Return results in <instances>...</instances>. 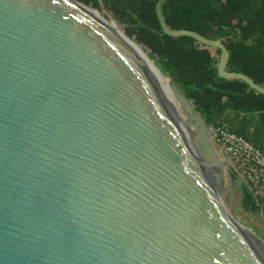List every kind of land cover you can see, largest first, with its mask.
Wrapping results in <instances>:
<instances>
[{
    "label": "water",
    "instance_id": "water-1",
    "mask_svg": "<svg viewBox=\"0 0 264 264\" xmlns=\"http://www.w3.org/2000/svg\"><path fill=\"white\" fill-rule=\"evenodd\" d=\"M165 1L164 35L217 50L219 78L264 96L220 39L168 28ZM92 13L0 0V264H264L190 103L167 79L168 102L139 47Z\"/></svg>",
    "mask_w": 264,
    "mask_h": 264
},
{
    "label": "trees",
    "instance_id": "trees-1",
    "mask_svg": "<svg viewBox=\"0 0 264 264\" xmlns=\"http://www.w3.org/2000/svg\"><path fill=\"white\" fill-rule=\"evenodd\" d=\"M74 1L98 13L106 11L128 39L147 49V58L190 103L205 127L221 121L229 132L264 151V96L243 82L219 78L217 50L212 53L189 37L164 35L154 14L156 0ZM160 10L171 30L220 39L228 52L226 69L264 87V0H166ZM227 175L239 193L241 210L260 217L264 230V204L256 203L249 187L236 181L233 173Z\"/></svg>",
    "mask_w": 264,
    "mask_h": 264
},
{
    "label": "built area",
    "instance_id": "built-area-1",
    "mask_svg": "<svg viewBox=\"0 0 264 264\" xmlns=\"http://www.w3.org/2000/svg\"><path fill=\"white\" fill-rule=\"evenodd\" d=\"M205 130L215 151L228 161L234 179L249 187L256 203L264 204V151L229 132L221 121L206 126Z\"/></svg>",
    "mask_w": 264,
    "mask_h": 264
},
{
    "label": "rangeland",
    "instance_id": "rangeland-1",
    "mask_svg": "<svg viewBox=\"0 0 264 264\" xmlns=\"http://www.w3.org/2000/svg\"><path fill=\"white\" fill-rule=\"evenodd\" d=\"M98 15L108 22L112 21L110 19V17L108 16V13L106 11H101L98 13ZM117 27H120V30L123 33L122 27L121 26H117ZM141 49L145 53H149V51L142 46H141ZM217 154L219 157H221V154L218 150H217ZM223 182H224V188L225 189L221 192V198H222L231 218L234 221H236L238 224L243 226L245 229L252 232L255 236L257 235V237H258V235L260 236V234H261L262 238L264 239V236H263L264 230H263V225H262V221H261L260 217L250 216L241 210L240 205H239V197H240L239 193L237 190H235L234 186L230 185L228 175L223 176Z\"/></svg>",
    "mask_w": 264,
    "mask_h": 264
},
{
    "label": "bare ground",
    "instance_id": "bare-ground-1",
    "mask_svg": "<svg viewBox=\"0 0 264 264\" xmlns=\"http://www.w3.org/2000/svg\"><path fill=\"white\" fill-rule=\"evenodd\" d=\"M98 15V14H97ZM92 16L98 18V19H101L100 16H96V13H92ZM113 29V28H112ZM114 30V29H113ZM115 31V30H114ZM117 32L118 34L122 35L120 32H119V29H117ZM138 54L140 57H143L144 59H146L147 61V65L149 66L151 72L153 73V76L155 78V80L157 81L158 85L160 86V88L162 89V92L165 96V98L167 99L168 102L174 104L168 94V81L167 79H165L161 73L156 69V67L153 65V63L150 61V59L147 58L146 56V53L141 49L139 48V50L141 51V53L143 55L140 54V51L138 49H136L135 47H132Z\"/></svg>",
    "mask_w": 264,
    "mask_h": 264
},
{
    "label": "flooded vegetation",
    "instance_id": "flooded-vegetation-1",
    "mask_svg": "<svg viewBox=\"0 0 264 264\" xmlns=\"http://www.w3.org/2000/svg\"><path fill=\"white\" fill-rule=\"evenodd\" d=\"M225 175H227V174H225Z\"/></svg>",
    "mask_w": 264,
    "mask_h": 264
}]
</instances>
